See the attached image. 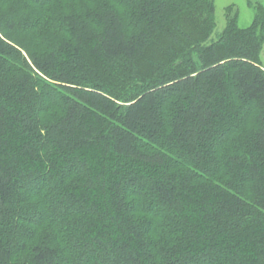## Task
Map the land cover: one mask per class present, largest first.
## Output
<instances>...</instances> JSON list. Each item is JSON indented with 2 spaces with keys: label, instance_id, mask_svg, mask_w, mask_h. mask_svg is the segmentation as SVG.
<instances>
[{
  "label": "trees",
  "instance_id": "trees-1",
  "mask_svg": "<svg viewBox=\"0 0 264 264\" xmlns=\"http://www.w3.org/2000/svg\"><path fill=\"white\" fill-rule=\"evenodd\" d=\"M213 1L0 0V264H257L264 6Z\"/></svg>",
  "mask_w": 264,
  "mask_h": 264
},
{
  "label": "rangeland",
  "instance_id": "rangeland-1",
  "mask_svg": "<svg viewBox=\"0 0 264 264\" xmlns=\"http://www.w3.org/2000/svg\"><path fill=\"white\" fill-rule=\"evenodd\" d=\"M214 15L216 27L208 41L216 39L223 30L226 23V11L230 9V14H236L238 25L247 27L252 23L256 13L255 5L260 3L264 6V0H214ZM260 62L264 68V42L260 51Z\"/></svg>",
  "mask_w": 264,
  "mask_h": 264
},
{
  "label": "snow or ice",
  "instance_id": "snow-or-ice-1",
  "mask_svg": "<svg viewBox=\"0 0 264 264\" xmlns=\"http://www.w3.org/2000/svg\"><path fill=\"white\" fill-rule=\"evenodd\" d=\"M196 74L194 73L193 76H195ZM71 171V165L69 166V168L66 170L65 174H67L68 172ZM3 187L2 182H0V188ZM257 264H264V254H261L259 257V260L257 261Z\"/></svg>",
  "mask_w": 264,
  "mask_h": 264
}]
</instances>
